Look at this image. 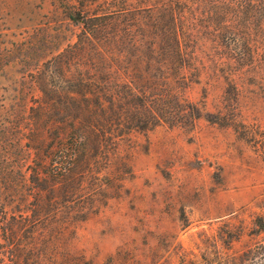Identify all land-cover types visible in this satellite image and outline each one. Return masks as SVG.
Listing matches in <instances>:
<instances>
[{"label":"rangeland","instance_id":"rangeland-1","mask_svg":"<svg viewBox=\"0 0 264 264\" xmlns=\"http://www.w3.org/2000/svg\"><path fill=\"white\" fill-rule=\"evenodd\" d=\"M69 15L96 31L83 48V25ZM203 28L189 0H0L3 263L17 243L22 257L29 246L30 225L11 218L15 187L27 189L33 159L49 157L48 146L27 145L33 81L44 74L47 114L78 119L76 167L44 195L57 213L47 251L59 264H264L242 254L264 246V45L252 59H228V39H207ZM108 49L124 50L118 63L129 72L98 62ZM137 77L165 111L176 95L178 112L135 124L143 109L128 84Z\"/></svg>","mask_w":264,"mask_h":264},{"label":"trees","instance_id":"trees-1","mask_svg":"<svg viewBox=\"0 0 264 264\" xmlns=\"http://www.w3.org/2000/svg\"><path fill=\"white\" fill-rule=\"evenodd\" d=\"M189 16L191 19H202V26L207 39H228L229 42L224 45L228 49L226 50L228 59H242L243 52L247 53L248 59H252L253 49L256 47L255 43L264 45V0H189ZM69 18L83 25L81 27L82 38L77 42L81 46L80 48H83L84 43L90 42L96 34L95 29L90 27L93 24L88 22V17L83 15H69ZM190 24L194 28L193 30H191L192 26L189 28V36L197 38L199 29L196 24ZM175 52L179 54L178 47H176ZM123 53L124 50L108 49L102 54L99 52L97 60L101 63L104 62L105 57H108L112 60L114 69L129 72L130 70L125 65L118 63L119 55L122 57ZM57 62L58 68L63 65L60 61ZM116 64H119V67ZM178 72L182 76V67H178ZM36 78L33 82L40 91V95L34 99V104L30 106L31 121L27 129V140L29 141L27 145L35 151L42 146H48L50 148L47 151L49 157H35L33 159L34 162L28 177L23 178L24 186L26 185L27 189L17 185L15 187V205L17 207L12 210L11 218L15 227L26 224L31 227L28 231L27 255L21 256V245L17 243L15 254L11 255V259L7 263H3V259L0 257L1 264H59L57 258L51 256L47 251L51 241L48 240L47 236L45 238L44 234L49 231L50 223L48 222L50 218H54L57 213L55 212L56 209H50L47 206L48 200L45 199L44 195L47 190L51 191L52 189V185H49L50 179L64 177L76 167L75 156L79 140L76 130L78 119L73 114L62 117L61 114L56 113L57 117H50L47 114L45 75L39 74ZM128 88L130 96L143 109V112L131 116V119L140 128L151 127L178 112L176 104L180 102L179 98L176 95L172 96L173 102L170 104L172 108L168 109L170 111H165L159 103L160 98L155 92V87L146 79L137 77L135 81L128 84ZM97 101L100 105V99L97 98ZM187 106L189 119V103ZM192 116L194 118L197 114ZM48 132H52L50 139L55 141L50 145L47 142ZM20 178L22 177L20 176ZM0 188L4 187L0 185ZM29 196L32 199H29ZM27 200H30V203H26ZM3 213L5 214V212ZM1 223V231L5 234L7 233V219L4 221L3 218ZM261 250H264L263 245H255L242 254L248 259H253L259 255H264V251L261 252Z\"/></svg>","mask_w":264,"mask_h":264}]
</instances>
